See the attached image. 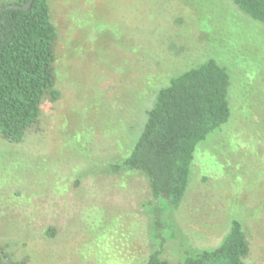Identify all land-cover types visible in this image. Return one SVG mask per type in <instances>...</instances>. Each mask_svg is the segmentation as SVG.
Instances as JSON below:
<instances>
[{"label":"rangeland","instance_id":"obj_1","mask_svg":"<svg viewBox=\"0 0 264 264\" xmlns=\"http://www.w3.org/2000/svg\"><path fill=\"white\" fill-rule=\"evenodd\" d=\"M48 3L59 95L21 142L0 138V245L28 264L141 262L154 251L181 262L217 247L237 219L245 263L264 264V25L230 0ZM211 57L230 75L231 115L199 144L173 210L142 173L108 165L155 89Z\"/></svg>","mask_w":264,"mask_h":264},{"label":"trees","instance_id":"obj_2","mask_svg":"<svg viewBox=\"0 0 264 264\" xmlns=\"http://www.w3.org/2000/svg\"><path fill=\"white\" fill-rule=\"evenodd\" d=\"M28 1L7 0L0 7L24 6ZM230 1L249 19L264 25V0ZM50 12L48 0H31L27 9H8L0 15V138L10 143L21 142L36 129L45 101L54 102L59 95L54 66L57 31ZM118 38L111 39L125 41ZM230 84L226 67L213 57L170 76L155 89L151 105L141 109V127L135 137L128 136L122 147L126 153L109 163L110 171L142 173L151 195L178 209L199 144L229 120ZM129 129L134 131V125ZM45 235L55 237L54 226H49ZM248 252L242 224L232 219L214 249L187 251L181 262L162 259L160 252L154 251L141 262L119 264H247L244 258ZM11 255L0 245L1 263L28 264L25 259L13 260Z\"/></svg>","mask_w":264,"mask_h":264},{"label":"water","instance_id":"obj_3","mask_svg":"<svg viewBox=\"0 0 264 264\" xmlns=\"http://www.w3.org/2000/svg\"><path fill=\"white\" fill-rule=\"evenodd\" d=\"M31 3V0H29L27 2V4H25L24 6H20V5H17V4H7L3 7H0V15L5 11V10H8V9H19V8H24V9H27L29 7ZM0 264H4V263H1Z\"/></svg>","mask_w":264,"mask_h":264}]
</instances>
